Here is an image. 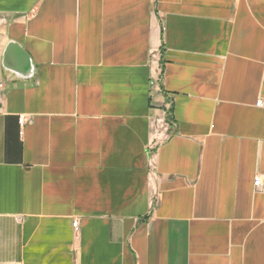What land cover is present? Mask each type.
Segmentation results:
<instances>
[{
  "label": "crops",
  "instance_id": "crops-1",
  "mask_svg": "<svg viewBox=\"0 0 264 264\" xmlns=\"http://www.w3.org/2000/svg\"><path fill=\"white\" fill-rule=\"evenodd\" d=\"M0 264H264V0H0Z\"/></svg>",
  "mask_w": 264,
  "mask_h": 264
},
{
  "label": "built area",
  "instance_id": "built-area-1",
  "mask_svg": "<svg viewBox=\"0 0 264 264\" xmlns=\"http://www.w3.org/2000/svg\"><path fill=\"white\" fill-rule=\"evenodd\" d=\"M260 105H261L260 102H258V103L256 104V106H260ZM23 122H24L23 117L19 118L18 123H19L20 125H22ZM253 185H254L255 188H260V187L262 186V176H261V175H256V176L254 177V179H253ZM72 227H73V229H74V231H75L76 233L79 231V225H78V222H77V221H74V222L72 223Z\"/></svg>",
  "mask_w": 264,
  "mask_h": 264
}]
</instances>
